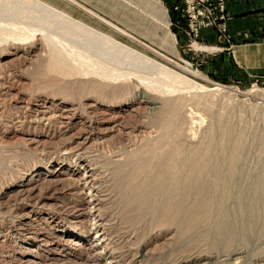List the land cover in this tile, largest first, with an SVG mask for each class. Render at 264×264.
I'll return each mask as SVG.
<instances>
[{
    "label": "rangeland",
    "instance_id": "obj_1",
    "mask_svg": "<svg viewBox=\"0 0 264 264\" xmlns=\"http://www.w3.org/2000/svg\"><path fill=\"white\" fill-rule=\"evenodd\" d=\"M81 8L0 0V264H264V73L228 81L200 35ZM172 156L165 188L142 190Z\"/></svg>",
    "mask_w": 264,
    "mask_h": 264
},
{
    "label": "crops",
    "instance_id": "obj_2",
    "mask_svg": "<svg viewBox=\"0 0 264 264\" xmlns=\"http://www.w3.org/2000/svg\"><path fill=\"white\" fill-rule=\"evenodd\" d=\"M69 2L109 21L117 20L113 15L114 12H129L132 14V21H140V27L164 30L160 40H185L183 35L175 32L176 28L173 26L177 19L173 7L180 0H69ZM225 8L229 18L227 35L228 40L231 41L230 45L227 46L224 39L216 36L212 31L202 32L199 40L224 48L218 56L204 57V62L215 68L214 73L220 74L228 81L243 82L249 81L252 77L259 78L264 73L262 41L264 0H225ZM84 9L82 10L85 11ZM171 27L174 34L171 32Z\"/></svg>",
    "mask_w": 264,
    "mask_h": 264
},
{
    "label": "bare ground",
    "instance_id": "obj_3",
    "mask_svg": "<svg viewBox=\"0 0 264 264\" xmlns=\"http://www.w3.org/2000/svg\"><path fill=\"white\" fill-rule=\"evenodd\" d=\"M59 56V55H58ZM60 57V56H59ZM218 89V87H215V88H212V90H217ZM233 90V89H232ZM233 91H235V90H233ZM172 110H174V109H172ZM65 112V111H64ZM68 113V112H67ZM104 114V113H103ZM102 114V115H103ZM173 113H172V111H171V113L169 112V115H167L166 117L167 118H170L171 117V115H172ZM104 115H106V114H104ZM109 116V115H108ZM57 117V116H56ZM60 117V116H59ZM64 117V116H63ZM63 117H61V118H63ZM67 117V116H66ZM101 118H103L102 116H100ZM48 118H51V117H48ZM53 118V117H52ZM54 118H55V116H54ZM65 118V117H64ZM63 118V119H64ZM112 118V117H111ZM44 119V118H43ZM66 119V118H65ZM105 119V118H104ZM108 119V118H107ZM106 119V120H107ZM114 119V118H113ZM113 119H112V121H113ZM116 119V118H115ZM47 120H49V119H47ZM51 120V119H50ZM49 120V121H50ZM105 121V120H104ZM110 121V120H109ZM111 121V122H112ZM98 122H99V120H98ZM102 122V121H101ZM168 123L166 124V127H168V128H170L171 127V119L170 120H168L167 121ZM169 122H170V124H169ZM99 124V123H98ZM120 124V123H119ZM114 126V125H113ZM116 126V125H115ZM114 126V127H115ZM118 126V125H117ZM100 127V126H99ZM92 128H96V127H92ZM111 128V127H110ZM113 128V127H112ZM172 128V127H171ZM84 129V128H83ZM105 129V128H104ZM113 130V129H112ZM174 130V129H173ZM92 131V130H91ZM103 130H101V132H102ZM114 131V130H113ZM168 131V130H167ZM85 132H88V131H85ZM84 132V133H85ZM93 132V131H92ZM116 132V131H115ZM169 132V131H168ZM174 132V131H173ZM91 133V132H90ZM103 133V132H102ZM91 135V134H90ZM102 135V134H101ZM169 135H171V134H169ZM180 136V135H179ZM97 137V136H96ZM88 138V136L85 138V139H87ZM178 142H180L179 140H178ZM235 142V141H234ZM84 143V142H83ZM85 144V143H84ZM83 144V145H84ZM175 144V143H174ZM82 145V144H81ZM173 146V145H172ZM77 147V146H76ZM233 147H235V146H233ZM164 148V147H163ZM177 148V147H176ZM180 147H178V149H179ZM238 147H236V149H237ZM175 149V148H174ZM181 150V149H180ZM77 151V150H76ZM233 151V150H232ZM236 151H238V150H236ZM164 152V151H163ZM162 153V152H161ZM175 153V152H174ZM234 153V152H233ZM171 157V156H170ZM176 156H172V158H170V160L169 161H167L166 163H164V165L166 166V169H164V170H159V167H157V165H156V167H157V169H158V172L156 173H154L153 174V176H154V178H153V176L151 177V178H153L154 180H153V182L151 181V182H146V184H145V182H144V186L142 187V190L144 189H148V191L149 192H151V193H154V192H156V190H157V192L159 193V191L162 189V187H164V185L162 186V183H163V180H164V177H166L165 175L170 171V173L173 171V169L172 170H170V167L172 168V165L178 160L177 159V157L175 158ZM182 158V157H181ZM133 159V158H132ZM159 159V158H158ZM158 162H160V161H158ZM165 162V161H164ZM152 163V162H151ZM161 163H163V162H160V163H158V165L159 164H161ZM179 163V162H178ZM157 164V163H156ZM235 165V164H234ZM153 166V165H152ZM174 166V165H173ZM163 168H165L164 166H163ZM174 168V167H173ZM143 169V168H142ZM193 169H195V168H193ZM146 170V169H145ZM150 170V169H149ZM175 170V169H174ZM197 170H198V168H197ZM230 170V169H229ZM144 171V170H143ZM187 172V171H186ZM233 172H235L234 171V169L233 170H231V174H233ZM237 172V171H236ZM57 173V172H56ZM153 173V172H152ZM200 173V172H199ZM180 174V173H179ZM235 174V173H234ZM169 175V174H168ZM174 175V174H173ZM185 176V175H184ZM203 176V175H202ZM84 177V176H83ZM178 177H179V175H178ZM187 177H188V175H187ZM200 177V174L198 175V171H196V170H192V174H191V176L189 177V179H190V181H189V179H188V182H190L189 183V185H187L188 183H186V187L185 188H183L185 185L183 184V189H181L180 188V182L178 183V182H176L177 181V177H174L173 179H172V181L174 182V183H170L171 184V186L173 187V190L172 191H174L173 193H175L176 192V188L178 187V190L179 189H181L180 190V193L177 191V193H179V195H177L176 193V195L177 196H172L171 195V197H173L172 199H170L169 198V210L168 211H166V212H168L167 213V218L165 217V225H167L168 224V226H169V224L170 225H172L173 223H176L175 222V217H176V215H181V213H179L180 211H181V209L184 207V205H186V201H187V199H189V197H191L190 196V194H191V190L193 189H190V187H191V185H195L196 183H198V178ZM230 177H232V176H230ZM229 177V178H230ZM167 178H169V177H166V179ZM180 178V177H179ZM226 178H228L227 176H226ZM228 178V179H229ZM141 179V178H140ZM140 179H138V182H140L141 180ZM182 180H183V178H181ZM227 179V180H228ZM94 180V179H93ZM140 180V181H139ZM171 180V179H170ZM180 180V179H179ZM178 180V181H179ZM165 181V180H164ZM184 181V180H183ZM182 181V182H183ZM200 181V180H199ZM187 182V181H186ZM140 183H142V182H140ZM143 184V183H142ZM162 186V187H161ZM192 186V187H193ZM140 188H141V186H140ZM165 188V187H164ZM205 188V187H204ZM139 189V188H138ZM206 189V188H205ZM142 190H140L141 191V193H142ZM84 191V190H83ZM139 191V192H140ZM205 191V190H204ZM145 192H147V191H144V193H142V194H145ZM156 192V193H157ZM77 193V192H76ZM157 193V194H158ZM57 194V193H56ZM90 196H91V194H89ZM138 195V194H137ZM154 195V194H153ZM163 195V194H162ZM96 196V195H95ZM143 196V195H142ZM139 197V196H138ZM197 197H198V195H197ZM97 198V197H96ZM150 198V197H149ZM215 198V197H214ZM138 199H141V198H138ZM145 198H143L142 197V199L141 200H144ZM193 199V198H192ZM195 199V198H194ZM85 200V199H84ZM96 200V199H95ZM140 200V201H141ZM190 200V199H189ZM196 200H198L196 203L194 202V205L192 204V206H194V208L192 209V210H195V212H196V210H201V211H205V209L208 207V204L210 205V203L211 202H213L212 200H214L213 199V195H212V193H211V191H205V192H202V194L200 195V197L197 199L196 198ZM191 201V200H190ZM90 202V201H89ZM147 202V201H146ZM141 203V205H142V207H143V205H144V203L141 201L140 202ZM189 203V202H188ZM168 204V203H167ZM137 205V204H136ZM140 205V206H141ZM187 206V205H186ZM190 208V207H189ZM142 209H144V208H142ZM168 209V208H167ZM179 209H180V211H179ZM186 210V209H185ZM80 211V210H79ZM191 211V210H190ZM206 211H207V209H206ZM192 213V212H191ZM197 213H198V211H197ZM202 213V212H201ZM204 213H208V211L207 212H204ZM84 214H85V212H84ZM81 215V214H80ZM179 215H178V217L177 218H180L179 217ZM184 216V215H183ZM206 216V215H205ZM217 216V215H216ZM201 217V216H200ZM199 218V217H198ZM178 220V219H177ZM196 223V222H195ZM219 228H221V227H219ZM219 228H218V230H219ZM77 229V228H76ZM75 229V230H76ZM223 229V228H222ZM222 229H220V230H222ZM77 231V230H76ZM75 231V232H76ZM220 232V231H219ZM97 235V234H96ZM45 236V235H44ZM47 237V236H46ZM49 238V237H48ZM57 238V237H56ZM55 237H54V239H56ZM51 239H53V238H51ZM43 240V239H42ZM44 241V240H43ZM57 241H58V239H57ZM63 241V240H62ZM69 241V240H68ZM72 241V240H71ZM50 242V241H49ZM96 241H94L93 243H95ZM46 243V242H45ZM48 243V242H47ZM46 243V244H47ZM57 243V242H56ZM60 243H61V241H60ZM68 243V242H67ZM70 243V242H69ZM71 243H74L75 244V242H71ZM52 244V243H51ZM59 244V243H58ZM63 244V243H62ZM79 244V243H78ZM56 245V244H55ZM96 245H93L92 246V244H91V247L90 248H88V249H91V248H94ZM56 248V247H55ZM49 249V248H48ZM93 250V249H92ZM89 251V250H88Z\"/></svg>",
    "mask_w": 264,
    "mask_h": 264
},
{
    "label": "built area",
    "instance_id": "obj_4",
    "mask_svg": "<svg viewBox=\"0 0 264 264\" xmlns=\"http://www.w3.org/2000/svg\"><path fill=\"white\" fill-rule=\"evenodd\" d=\"M173 10L177 13L173 26L180 35H187L192 44H196L195 40L203 31H212L218 37H226L228 16L225 0H180ZM214 48L218 52L224 50Z\"/></svg>",
    "mask_w": 264,
    "mask_h": 264
}]
</instances>
